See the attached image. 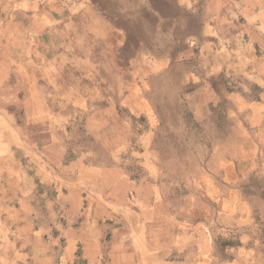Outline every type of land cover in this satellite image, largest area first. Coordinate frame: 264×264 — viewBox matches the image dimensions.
<instances>
[{"label":"rangeland","instance_id":"rangeland-1","mask_svg":"<svg viewBox=\"0 0 264 264\" xmlns=\"http://www.w3.org/2000/svg\"><path fill=\"white\" fill-rule=\"evenodd\" d=\"M247 1L0 0V264H264Z\"/></svg>","mask_w":264,"mask_h":264},{"label":"crops","instance_id":"crops-1","mask_svg":"<svg viewBox=\"0 0 264 264\" xmlns=\"http://www.w3.org/2000/svg\"><path fill=\"white\" fill-rule=\"evenodd\" d=\"M238 3L239 5L241 4L240 2H238V1H234V3ZM262 2H263V0H248L247 1V3H248V5H250V6H253L254 7V10L252 11V12H254V14H252V17H253V19H254V23L252 24V25H249V30H259V31H264V10H262V9H260V6L262 5ZM255 10H258V11H255ZM257 33V32H256ZM235 35H236V37H235ZM238 35H240L239 34V31H236V33H233V39L235 38H238L239 36ZM206 48H208L209 49V46L208 47H206ZM255 58H257V57H255ZM261 61V60H260ZM264 61V60H263ZM258 70L262 73V74H264V62H260V64H259V66H258ZM144 139H145V137H144ZM121 154V148H118V146H115V147H113L112 149H111V151H110V155L113 157V158H115V159H117L118 157H119V155ZM102 168V167H101ZM90 169H92V170H95V169H97V167H93V166H91L90 167ZM88 170H89V168H88ZM105 169L103 168V171H104ZM250 213V212H249ZM250 217V216H249ZM241 219H242V217H241ZM250 219L251 220H249V222L248 221H243V222H240V224H242V225H244V224H246L247 222L248 223H250L251 221H252V217H250ZM244 238V240H242L241 242L243 243V244H254V240H253V236H252V234L250 233V234H248V235H244L243 236ZM264 238V237H263ZM263 242H264V239H263ZM245 246H248V245H245ZM246 248V247H245ZM242 249L243 251H241L240 249V252H242V253H244L245 255H249V254H252L253 256L255 255L256 256V251L254 250V249H249L251 252H249L248 253V251H247V249ZM240 252H239V255H240ZM256 259V258H255ZM254 259V261H259V260H264L263 259V257H261V258H258V259H256L255 260Z\"/></svg>","mask_w":264,"mask_h":264}]
</instances>
